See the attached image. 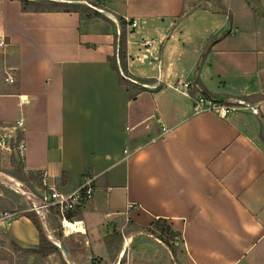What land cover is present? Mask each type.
Segmentation results:
<instances>
[{
  "label": "crops",
  "instance_id": "crops-1",
  "mask_svg": "<svg viewBox=\"0 0 264 264\" xmlns=\"http://www.w3.org/2000/svg\"><path fill=\"white\" fill-rule=\"evenodd\" d=\"M117 11L139 20L127 25V68L145 90L132 100L108 60L113 34L81 33L76 12L0 0V96H26L42 124L36 148L23 117L32 145L24 168L47 171L66 194L95 176L94 197L70 221L80 228L65 237L103 264H157L131 255L160 217L181 233L191 264H264V0H123ZM5 66L16 68L13 85ZM185 79L198 87L192 95L204 87L219 101L250 100L254 111L195 113L174 89ZM0 230L25 248L39 243L25 216ZM115 230L124 242L112 260L104 238Z\"/></svg>",
  "mask_w": 264,
  "mask_h": 264
},
{
  "label": "rangeland",
  "instance_id": "rangeland-1",
  "mask_svg": "<svg viewBox=\"0 0 264 264\" xmlns=\"http://www.w3.org/2000/svg\"><path fill=\"white\" fill-rule=\"evenodd\" d=\"M57 1V0H54ZM62 2H67V4L62 7L65 9H71L72 7L68 5L71 3L73 5H83L90 7L94 11L99 13L98 17L92 19H86L82 22V28H89L87 24H90L91 29L107 31L108 34H113L115 36V45L119 48L118 37H120L122 30L124 29L121 21L119 20L121 15L118 14V8L121 7L123 0H59ZM37 2H41L38 0ZM47 6H52V1H45ZM70 4V5H71ZM129 31V29L127 28ZM7 46V45H6ZM116 63L119 67L121 74L127 78L130 82L136 84L144 83L136 80L123 68L118 50L116 53ZM140 85V84H138ZM141 86V85H140ZM199 91V90H198ZM195 95V94H194ZM19 98L17 97H1L0 105L5 104L6 108V122H1L5 126L16 125V122L20 118H27L28 125L30 126L33 146L38 148L43 146V132L42 124L34 115L28 111L26 105H20ZM242 100V99H241ZM245 100V99H243ZM250 103V100H245ZM224 103L231 104L232 106L240 105L238 100L231 101L226 100ZM20 106H19V105ZM21 111L23 112L21 115ZM250 112V110H246ZM239 113H243L242 111ZM259 119L262 123L264 132V121L260 117ZM5 133L13 136L12 139L7 137L6 140L11 143L12 153H9L6 149L0 147V214L10 213L11 218L19 217L21 214L35 212L34 208L40 203L42 196L43 187L42 182L33 180L29 177L32 171L26 170L23 166V158L18 155L19 142L23 138L22 130L18 129L15 132H10L6 129H0V138L5 136ZM26 154L30 152L32 145L29 139H26ZM24 172V174L21 172ZM38 172V171H36ZM41 225L44 232L47 234L50 240H54L55 243L61 246H66L71 251V255H66L61 249L56 254H51L48 256H41L34 253H25L21 251H15V249L10 244V236L6 231L0 230V258H6L9 260L10 264H75L78 261L79 264H103V258L100 259L99 256L89 257L85 254V251L81 248V243L77 238L65 237V232H69L63 225V217L56 209L52 208L49 212L44 215L38 214ZM122 234V233H121ZM52 236L53 238H50ZM61 241V242H60ZM124 242L123 234L121 238H116L110 247V258L115 259V254L118 251L121 243ZM136 246L134 247V252L131 257L133 259H139L142 257H150L157 264H191L189 258L183 251L182 243L180 242L181 250L178 251L177 257H174L168 249L162 245L158 238L149 232L144 234H139L138 239L135 240ZM133 244V243H132ZM73 248V249H72ZM77 251H80L76 253ZM75 252V254H74ZM91 258V259H90ZM106 262H109L111 259Z\"/></svg>",
  "mask_w": 264,
  "mask_h": 264
},
{
  "label": "trees",
  "instance_id": "trees-1",
  "mask_svg": "<svg viewBox=\"0 0 264 264\" xmlns=\"http://www.w3.org/2000/svg\"><path fill=\"white\" fill-rule=\"evenodd\" d=\"M19 1H21V3H22V8L24 11L76 12L80 15L81 22L85 21L86 19H92L94 17L99 16L98 12L94 11L90 7L83 6V5H73L71 3H68V5L72 7L71 9L62 8L67 4V2H62L59 0H57V1L41 0V2H35L33 0H19ZM45 1H52L53 2L52 6H50V7L47 6V4H45L47 2H45ZM119 20L121 21V24L123 25L124 29L122 30L120 37H118V41H119L118 55H119V59H120V62L122 64L123 68L125 69V71L126 70L128 71V68H127V33H128L127 25H128V23L124 17H120ZM87 26H89V28L87 27L84 29H80V32L86 33L87 31L95 30V29L90 28V24H87ZM81 28H82V25H81ZM103 32L108 33L107 31H103ZM215 40H216L215 38L211 39L209 44H212ZM117 47L118 46L115 45V50ZM108 60L111 63V67L120 73V82H121V84H123L127 87V90L129 92L131 100L135 99L139 93H141L142 91L145 90L143 86H140L134 82H130L127 78H125L121 74L119 67L116 63V54L109 56ZM201 93H203L207 98H212L213 100H215L217 102H224V101H219L218 97L214 96L212 93H210L204 87H201ZM21 172H22V170H21ZM22 173L24 174V172H22ZM29 177L33 180H37L39 182H42V175H41L40 171H38V172L32 171L30 173ZM65 181H66V176L64 177L62 183H65ZM80 209L81 208L78 207L72 211H69V212L65 213L64 217L67 220L72 221L81 214ZM21 216H25V217L29 218L34 223V225L36 226V228L39 232V243L34 247L25 248V247H22L17 242H15L14 240L11 239L10 244L15 249V251H17V252L21 251V252H25V253H34V254H38L41 256H48V255L56 254L59 252L58 247L55 245V243L52 240H50L48 238L47 234L44 232L43 227H42L41 222H40V219L38 217V213L29 212V213L21 214L19 217H21ZM19 217H16V219ZM146 231H148L150 234L156 236L160 241H162L170 249L172 255L174 257H177L178 251L181 250L180 242L181 243L183 242L182 237H181V233L174 230V228L171 226V224L165 218L160 217L158 220H156L154 223H152L150 227L146 228ZM121 237H122L121 232L115 230L111 234L107 235L104 238V242L106 243V246H107L109 251H110V247H111L112 242L116 238H121Z\"/></svg>",
  "mask_w": 264,
  "mask_h": 264
},
{
  "label": "built area",
  "instance_id": "built-area-1",
  "mask_svg": "<svg viewBox=\"0 0 264 264\" xmlns=\"http://www.w3.org/2000/svg\"><path fill=\"white\" fill-rule=\"evenodd\" d=\"M128 23V28H135L139 24V20L134 18H126ZM7 45V40L5 37L0 38V50L3 51ZM16 68L12 66H5L3 81L6 84L13 85L16 82ZM193 88H198L197 85H194L193 82L188 80H179L177 84L174 85V89L178 92L189 96L193 100V109L195 113L203 112L206 110L213 111L219 114L222 117H227L229 114L237 112H245L246 110H252L253 106L250 103H247L245 100H238L240 105L232 106L231 104L224 102H217L212 98H207L201 90L195 95L191 94ZM20 105H26L29 103V99L24 95H18ZM24 125L23 118L17 120L16 125L5 126L2 129H6L10 132H15L18 129H22ZM13 136L5 133V136L0 138V147L6 149L9 153H12V147L10 140L7 141L6 138ZM26 142L22 138L18 146V155L24 159L26 154ZM42 187L43 192L40 199V203L35 206L34 211L36 213L44 215L46 212H49L50 209L54 208L60 213L63 217V222L66 220L64 217L65 213L72 211L78 207H81L86 203V201L92 199L95 195V176L92 174H85L82 178L81 184L78 190L66 194L63 192V189L56 180L51 179L47 171H42ZM11 218L10 213L0 214L1 222H8Z\"/></svg>",
  "mask_w": 264,
  "mask_h": 264
},
{
  "label": "bare ground",
  "instance_id": "bare-ground-1",
  "mask_svg": "<svg viewBox=\"0 0 264 264\" xmlns=\"http://www.w3.org/2000/svg\"><path fill=\"white\" fill-rule=\"evenodd\" d=\"M64 225L66 226L67 230H79L80 228L78 223L70 222L69 220H64Z\"/></svg>",
  "mask_w": 264,
  "mask_h": 264
},
{
  "label": "water",
  "instance_id": "water-1",
  "mask_svg": "<svg viewBox=\"0 0 264 264\" xmlns=\"http://www.w3.org/2000/svg\"><path fill=\"white\" fill-rule=\"evenodd\" d=\"M54 243H55V242H54ZM55 245H56L59 249H61L66 255H69L67 249H66L64 246H61V245L58 244V243H55Z\"/></svg>",
  "mask_w": 264,
  "mask_h": 264
}]
</instances>
